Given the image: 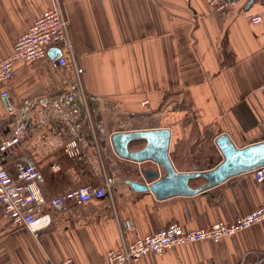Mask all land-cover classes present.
Instances as JSON below:
<instances>
[{
	"label": "crops",
	"instance_id": "1",
	"mask_svg": "<svg viewBox=\"0 0 264 264\" xmlns=\"http://www.w3.org/2000/svg\"><path fill=\"white\" fill-rule=\"evenodd\" d=\"M59 2L70 21L74 60L61 45L53 50L67 58L64 66L50 59L16 62L8 97L0 98V144L18 130L26 142L0 155L13 175L28 156L40 169L47 200L101 185L106 176L114 186L103 199L48 209L52 222L37 233L14 225L0 205V264H107L108 252L121 250L124 241L171 223L205 229L264 205V182L253 171L194 195L135 191L129 182L145 183L141 172L156 164L122 158L112 143L116 133L169 129L171 161L185 173L210 170L223 159L215 142L220 135L239 148L264 142V20L251 21L264 0H233L225 10L207 0ZM53 4L0 0V61ZM60 100L69 102L62 116L55 109ZM72 140L80 157L67 154ZM146 143L134 141L130 150ZM206 183L189 181L193 188ZM135 264H264V221L219 242L182 244Z\"/></svg>",
	"mask_w": 264,
	"mask_h": 264
},
{
	"label": "built area",
	"instance_id": "2",
	"mask_svg": "<svg viewBox=\"0 0 264 264\" xmlns=\"http://www.w3.org/2000/svg\"><path fill=\"white\" fill-rule=\"evenodd\" d=\"M207 1L222 10L229 8L233 2V0ZM262 20H264V10L251 19L254 24L261 23ZM61 45L68 50L74 60L70 21L59 0H54L53 6L39 16L27 32L16 40L13 53L0 61V98L8 97L6 86L13 79L16 62L22 61L30 65L43 59H50L56 67L66 65L68 60L63 55L54 58L50 56V51ZM81 94L82 87L79 84V96ZM69 100L70 102L76 100V95L71 94ZM67 103L69 102L60 100L55 105L56 112L61 116L65 113L66 109L64 110L63 106L65 108ZM25 142L24 134L19 130L16 131L12 137L0 144L1 155L18 150ZM66 151L71 157H80L81 149L77 140L70 141L66 145ZM1 155L0 205L4 216L14 225L34 233L50 226L52 216L48 209L63 210L69 201L83 203L91 199H103L111 193L114 186V179L106 176L101 185H84L47 200L40 186V169L28 159V156L24 155L20 158L17 172L13 175L6 168ZM57 169L58 166L53 167L54 171ZM253 172L258 182H264V166L254 169ZM263 221L264 205L244 216L237 217L233 223L217 222L205 229L185 231L178 223H171L148 236L134 241H124L121 250L108 252L107 264H135L145 256L160 255L165 250L182 244L205 240L219 242ZM124 226L126 229L132 228L131 222H126ZM49 264H74V262L71 259H65Z\"/></svg>",
	"mask_w": 264,
	"mask_h": 264
},
{
	"label": "water",
	"instance_id": "3",
	"mask_svg": "<svg viewBox=\"0 0 264 264\" xmlns=\"http://www.w3.org/2000/svg\"><path fill=\"white\" fill-rule=\"evenodd\" d=\"M56 54L61 56V52L58 50L50 51L52 58L56 57ZM171 134L169 129L113 134L112 143L120 157L135 162L153 161L156 164L155 170L141 172L145 183L129 182L135 191L151 190L158 198L194 195L220 184L228 178L264 166V142L239 148L227 134H223L215 140L223 159L218 161L214 168L180 173L175 169L170 158ZM139 140H145L146 146L141 150L131 151V143ZM161 169L165 170V176H161ZM200 177L205 178L207 183L198 188L191 187L189 181Z\"/></svg>",
	"mask_w": 264,
	"mask_h": 264
}]
</instances>
